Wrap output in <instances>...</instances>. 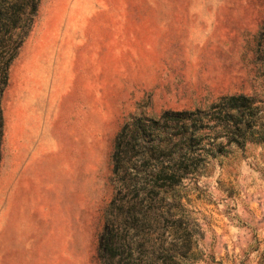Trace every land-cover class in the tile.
<instances>
[{
  "label": "rangeland",
  "instance_id": "rangeland-1",
  "mask_svg": "<svg viewBox=\"0 0 264 264\" xmlns=\"http://www.w3.org/2000/svg\"><path fill=\"white\" fill-rule=\"evenodd\" d=\"M239 92L259 134L132 195L135 264H264V0H38L0 95V264H99L124 120Z\"/></svg>",
  "mask_w": 264,
  "mask_h": 264
},
{
  "label": "trees",
  "instance_id": "trees-1",
  "mask_svg": "<svg viewBox=\"0 0 264 264\" xmlns=\"http://www.w3.org/2000/svg\"><path fill=\"white\" fill-rule=\"evenodd\" d=\"M37 3L38 0H0V95L9 63L31 25ZM254 107L252 96L239 92L219 95L203 107L167 108L155 116L137 115L124 120L112 140L113 196L108 205L111 208L120 192L131 195L117 203V213H108L104 218L96 242L99 264H135L131 240L126 238L136 218L132 195L147 186L176 184L208 155L229 143L242 145L254 132L259 134L260 114ZM2 127L0 106V146ZM217 127L223 130V139L218 141Z\"/></svg>",
  "mask_w": 264,
  "mask_h": 264
}]
</instances>
